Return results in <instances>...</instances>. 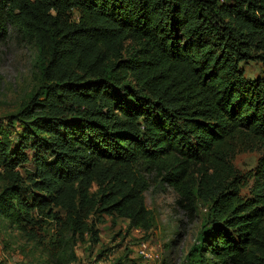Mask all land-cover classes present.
<instances>
[{
	"label": "trees",
	"instance_id": "1",
	"mask_svg": "<svg viewBox=\"0 0 264 264\" xmlns=\"http://www.w3.org/2000/svg\"><path fill=\"white\" fill-rule=\"evenodd\" d=\"M12 33L37 49L43 82L0 124V217L30 241L38 216L55 221L48 264L100 241L98 211L149 228L137 170L190 220L210 206L196 264H262L264 76L241 62L264 66V0H0V41ZM256 150L245 178L233 160Z\"/></svg>",
	"mask_w": 264,
	"mask_h": 264
},
{
	"label": "rangeland",
	"instance_id": "2",
	"mask_svg": "<svg viewBox=\"0 0 264 264\" xmlns=\"http://www.w3.org/2000/svg\"><path fill=\"white\" fill-rule=\"evenodd\" d=\"M12 33L0 41V124L18 113L29 100L38 94L42 85L41 62L37 49ZM245 76L256 79L264 76L261 62H241ZM261 150L238 153L233 163L245 178L258 164ZM136 179L142 184L141 195L148 212L149 228H136L130 220L118 213L98 211L92 218L97 220L100 241L96 245L78 242L73 245L76 259L58 264H112L118 259L123 264H196V253L203 238L211 232L213 213L202 201L197 203L194 220L176 205L175 191L163 183L156 173L136 171ZM0 183V189H1ZM251 179L242 188V195H249ZM91 192L99 193L94 183ZM43 219L39 235L34 241L0 217V259L4 264H48L43 248L56 239L58 227L55 221ZM222 225V223H219ZM146 241L156 260L146 261L138 253V244ZM209 257V255H207ZM57 264V263H52ZM264 264V260H262Z\"/></svg>",
	"mask_w": 264,
	"mask_h": 264
},
{
	"label": "built area",
	"instance_id": "3",
	"mask_svg": "<svg viewBox=\"0 0 264 264\" xmlns=\"http://www.w3.org/2000/svg\"><path fill=\"white\" fill-rule=\"evenodd\" d=\"M138 253L146 261L156 260V257L153 250L149 246V243L146 241H140L138 244Z\"/></svg>",
	"mask_w": 264,
	"mask_h": 264
}]
</instances>
